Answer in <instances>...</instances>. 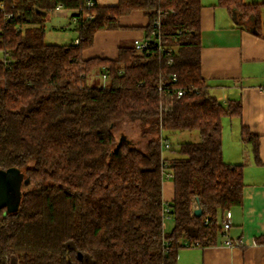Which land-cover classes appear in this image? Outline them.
<instances>
[{
  "label": "trees",
  "instance_id": "1",
  "mask_svg": "<svg viewBox=\"0 0 264 264\" xmlns=\"http://www.w3.org/2000/svg\"><path fill=\"white\" fill-rule=\"evenodd\" d=\"M87 1L0 0V170L28 181L17 208L0 209V264H177L183 248L215 246L223 215L242 204L243 165L225 163L221 146V119L240 116V103H220L202 77L201 0ZM57 6L77 18V43L43 41ZM217 6L264 38V2ZM133 11L146 14L149 40L159 20L160 51L132 44L116 59L83 58L96 32L119 29ZM96 72L106 86L87 84ZM125 122L136 124L142 149L117 139ZM182 131L199 141L172 148L164 134ZM240 138L260 165L258 136L242 128Z\"/></svg>",
  "mask_w": 264,
  "mask_h": 264
},
{
  "label": "crops",
  "instance_id": "2",
  "mask_svg": "<svg viewBox=\"0 0 264 264\" xmlns=\"http://www.w3.org/2000/svg\"><path fill=\"white\" fill-rule=\"evenodd\" d=\"M93 1L99 6L118 3V0ZM243 2L259 4L264 0ZM201 5V73L209 93L220 103H240V116L221 119V146L225 163L243 165L244 186L242 204L227 212L231 223L227 237L233 245L226 246L225 237L220 235L215 246L189 248L185 253L188 259L178 253L177 264H264V245L255 241L264 236V38L253 35L250 24L242 23L240 14H230L217 6V0H201ZM64 17L73 24L67 15ZM147 24L143 11L122 16L119 29L94 34L93 45L83 52V58L116 59L120 46L132 45L133 40L144 37ZM242 128L259 138L260 165L254 163L250 146L241 141ZM170 185L165 191L163 186L165 202L172 198Z\"/></svg>",
  "mask_w": 264,
  "mask_h": 264
},
{
  "label": "rangeland",
  "instance_id": "3",
  "mask_svg": "<svg viewBox=\"0 0 264 264\" xmlns=\"http://www.w3.org/2000/svg\"><path fill=\"white\" fill-rule=\"evenodd\" d=\"M68 13L64 10L61 12H54L47 22L44 24V37L43 41L47 44H57V45H66L70 44L77 36L74 27L67 21V18L64 17ZM1 57V55H0ZM87 84L90 86H106L107 81L99 72L92 73L87 78ZM224 123V128L226 127ZM226 130V129H224ZM226 133V131H225ZM115 135L117 139L123 141H129L136 144L140 149L144 147V139L139 135L138 128L133 122L122 123L119 128L116 130ZM169 142L172 145V148H177L180 143H194L199 141V135L197 131H182V132H172L165 133ZM171 187L170 181L164 182V191ZM171 189V188H170ZM173 226L171 219L163 220V229L165 232H169ZM189 248H183L179 251V254L182 253L183 257L188 259L189 256L185 253L189 252Z\"/></svg>",
  "mask_w": 264,
  "mask_h": 264
},
{
  "label": "built area",
  "instance_id": "4",
  "mask_svg": "<svg viewBox=\"0 0 264 264\" xmlns=\"http://www.w3.org/2000/svg\"><path fill=\"white\" fill-rule=\"evenodd\" d=\"M93 5V1L92 0H88L87 1V6H92ZM57 10L58 9H61L60 6H57L56 8ZM93 15L90 14V13H84L82 15V19H90L92 18ZM77 20L76 17L72 18V21L75 22ZM159 20L158 19H155L153 20L151 23H150V32H149V39L143 37V38H139V39H135L133 40V46L134 48L137 50V51H140V52H148L151 50V48L153 46H156L158 51L161 50V38H160V31H159ZM74 43H77V39L75 40ZM170 54V52H168V55ZM170 63V61H169ZM104 77V75H103ZM174 80V78H173ZM158 90L162 93V87L161 86H158ZM165 94V92L163 93ZM174 94L176 95V97H182L184 94H185V90L184 89H177L176 92H174ZM166 178H169V175H166ZM163 212H164V219H171L170 217V214H169V209L167 206H164L163 208ZM221 227H222V230H221V235H223L225 237V241H224V244L226 246H232L233 243L232 241L227 237V232L229 230V228L231 227V223L229 221V214L226 212L223 216V219H222V222H221ZM195 246H197V243L195 244Z\"/></svg>",
  "mask_w": 264,
  "mask_h": 264
},
{
  "label": "water",
  "instance_id": "5",
  "mask_svg": "<svg viewBox=\"0 0 264 264\" xmlns=\"http://www.w3.org/2000/svg\"><path fill=\"white\" fill-rule=\"evenodd\" d=\"M27 183V180L23 181V176L17 169L0 170V209L5 208L8 212L14 211L20 200L21 185ZM200 213V209L194 211V214L200 215Z\"/></svg>",
  "mask_w": 264,
  "mask_h": 264
}]
</instances>
